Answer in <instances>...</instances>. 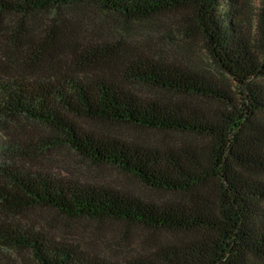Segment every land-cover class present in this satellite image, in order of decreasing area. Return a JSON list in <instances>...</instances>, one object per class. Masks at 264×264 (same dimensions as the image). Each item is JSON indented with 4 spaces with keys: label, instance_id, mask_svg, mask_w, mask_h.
<instances>
[{
    "label": "trees",
    "instance_id": "obj_1",
    "mask_svg": "<svg viewBox=\"0 0 264 264\" xmlns=\"http://www.w3.org/2000/svg\"><path fill=\"white\" fill-rule=\"evenodd\" d=\"M82 4L124 19L129 40H78L67 10ZM166 14L230 83L132 38V22ZM243 16L237 0H0V123L15 125L0 144V264H21L14 253L35 264H264V0L254 24ZM112 124L165 140L112 135ZM63 147L158 194L28 164ZM38 208L144 239L100 251L30 220Z\"/></svg>",
    "mask_w": 264,
    "mask_h": 264
},
{
    "label": "rangeland",
    "instance_id": "obj_2",
    "mask_svg": "<svg viewBox=\"0 0 264 264\" xmlns=\"http://www.w3.org/2000/svg\"><path fill=\"white\" fill-rule=\"evenodd\" d=\"M262 1L237 0V6L244 15L243 18L251 20V25L255 23V17L261 8ZM67 12L70 14L72 22L80 26L81 34H79L78 40L82 43H87L90 40L98 42L101 38H106L102 36L103 34L114 32H116V35H120V38L129 40L128 36L117 31L124 20L118 15L102 12L90 4L70 7ZM162 21L164 22L165 29H168L166 35L163 34L165 33L164 29L161 30L162 33H155L154 27L156 23ZM179 21L175 15L166 14L160 18L151 19L150 21L132 22V38L136 37L139 39L141 47H153L156 50H160L159 47H161L160 53L163 57L169 59L176 58L181 63L184 62L197 68L208 70L217 75L221 80L230 83L231 77L213 64L206 53L203 41L199 37L183 40L178 32ZM162 35H165L166 39L159 41L158 37ZM168 35L171 36V40L168 38ZM174 54L177 57H172ZM78 63L75 61L73 66L72 56L70 55V71L80 69V63L83 64L80 62V58ZM14 126L10 123L6 127L0 123V144L6 139V133L11 132ZM104 129L112 135H118L128 139L145 140L146 142H162L165 140V138L161 139L163 136L160 133L145 131L124 124H112L106 126ZM28 164L34 166V168L47 169L81 182L109 185L122 190H128L142 197H152L158 194L145 187L135 177L127 175L115 167L95 165L82 158L74 150L66 147L57 149L48 156L38 159L36 162L30 161ZM28 218L30 220L32 218L37 219L41 222L47 220L46 227L51 232H55L61 236H67L72 242H80L84 246L91 245L100 251H107L119 241L121 242V248L126 246H130L133 249L139 248L144 239V237L139 235L142 229L128 228L122 223L109 220L94 221L86 218L68 219L49 209H35L29 212ZM0 257H4L2 252H0ZM13 257L21 264H35L26 253H14Z\"/></svg>",
    "mask_w": 264,
    "mask_h": 264
}]
</instances>
